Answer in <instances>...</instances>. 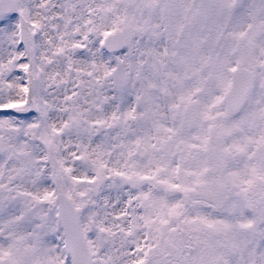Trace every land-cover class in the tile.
Returning a JSON list of instances; mask_svg holds the SVG:
<instances>
[{"label":"snow or ice","instance_id":"6c2138e0","mask_svg":"<svg viewBox=\"0 0 264 264\" xmlns=\"http://www.w3.org/2000/svg\"><path fill=\"white\" fill-rule=\"evenodd\" d=\"M0 264H264V0H0Z\"/></svg>","mask_w":264,"mask_h":264}]
</instances>
